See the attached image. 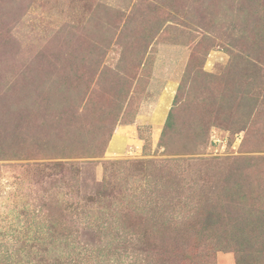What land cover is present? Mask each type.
Wrapping results in <instances>:
<instances>
[{
	"label": "rangeland",
	"instance_id": "1",
	"mask_svg": "<svg viewBox=\"0 0 264 264\" xmlns=\"http://www.w3.org/2000/svg\"><path fill=\"white\" fill-rule=\"evenodd\" d=\"M210 209L263 246L264 0H0V264H264Z\"/></svg>",
	"mask_w": 264,
	"mask_h": 264
},
{
	"label": "trees",
	"instance_id": "2",
	"mask_svg": "<svg viewBox=\"0 0 264 264\" xmlns=\"http://www.w3.org/2000/svg\"><path fill=\"white\" fill-rule=\"evenodd\" d=\"M242 168H246V167H242V166L240 167L236 163L233 164L228 170L229 171V174H228L229 177H227V179H229L230 176L234 175L236 172H241ZM257 179L258 178H255L254 180L257 181ZM234 180L235 181L228 182V183L231 186H233V188H237L239 193L241 194L240 197L245 199L246 198V192H245L246 188L244 187V184L240 183V182H242V180L239 181V178H236ZM252 183L253 182L247 184V187L251 191H253V190L250 188H252V186H254L256 184V183H254V184H252ZM240 201L243 203L242 200H240ZM161 204L163 205L164 203H161ZM243 205H244V203H243ZM232 207L239 210V211L235 212L236 214H239L240 211L242 209H244V208L238 207L237 205H235L233 203H232ZM156 208H157V206L155 207V212H157ZM142 209L144 210L143 207H142ZM159 212L161 213V210ZM214 214H215V212L213 211V209H210L208 214H207L209 222L205 228L208 231H213L215 229L214 225L216 224V222L218 224L220 223L222 225L221 221L228 219L225 223H223V227H224L225 233H226L225 234V243L227 244V246H232L236 249V251L238 253V263H240V259L242 258L241 252H245V253H249L252 251L253 252H255V251L261 252L262 253L261 258L264 259V242L262 243L263 246L261 248H259V247L255 248L254 242L252 241L251 237L249 236L248 232L246 231L248 224L250 222H253L252 218L249 219V216L251 215V213L249 214V216L247 218H244L242 216L234 215L233 211H232V214H230V215L226 214L222 220L220 217L213 218ZM219 215H221V214H219ZM254 217H256V216H254Z\"/></svg>",
	"mask_w": 264,
	"mask_h": 264
}]
</instances>
